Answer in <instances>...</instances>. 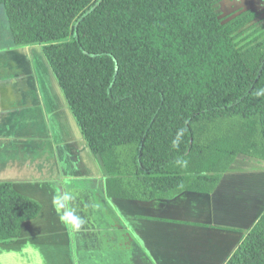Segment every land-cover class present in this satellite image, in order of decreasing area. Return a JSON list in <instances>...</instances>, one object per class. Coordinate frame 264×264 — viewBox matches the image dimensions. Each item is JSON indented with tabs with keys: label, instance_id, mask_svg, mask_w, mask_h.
<instances>
[{
	"label": "trees",
	"instance_id": "16d2710c",
	"mask_svg": "<svg viewBox=\"0 0 264 264\" xmlns=\"http://www.w3.org/2000/svg\"><path fill=\"white\" fill-rule=\"evenodd\" d=\"M223 0H0L13 45L38 46L105 177L137 200L211 192L264 161V25ZM40 203L0 181V242ZM223 264H264V210Z\"/></svg>",
	"mask_w": 264,
	"mask_h": 264
},
{
	"label": "crops",
	"instance_id": "0c3cea01",
	"mask_svg": "<svg viewBox=\"0 0 264 264\" xmlns=\"http://www.w3.org/2000/svg\"><path fill=\"white\" fill-rule=\"evenodd\" d=\"M28 48L13 52L29 59ZM21 61L14 76H0V181L40 210L0 242V264H223L264 210V165L233 163L209 193L108 197L41 50L29 74ZM6 109L17 110L15 120Z\"/></svg>",
	"mask_w": 264,
	"mask_h": 264
},
{
	"label": "rangeland",
	"instance_id": "374dc122",
	"mask_svg": "<svg viewBox=\"0 0 264 264\" xmlns=\"http://www.w3.org/2000/svg\"><path fill=\"white\" fill-rule=\"evenodd\" d=\"M242 9H252L258 13L256 23L248 31H246V33L242 34V36L249 33L253 29H258L260 26L264 25V0H223L220 5V10L223 15L231 14ZM29 47H31L27 49V52L29 51V54H31L30 50H33V52L36 53L40 49L38 46H33V45ZM17 48L18 47L13 45L9 30L8 19L3 6L0 4V76L1 77L8 78L14 76L15 74L14 63L20 61L19 58H22V56L17 57V54L13 52V50H16ZM4 112H5L4 114L12 118V120H15L18 115L17 110L14 112L10 109H6ZM13 134L16 136L15 132H13L12 135ZM15 136H11V138L14 139ZM40 136L41 135L37 134V138H40ZM262 163H264V161H259L257 159L245 157L242 155L238 156L236 161L234 162L236 167H249V168L264 165Z\"/></svg>",
	"mask_w": 264,
	"mask_h": 264
},
{
	"label": "flooded vegetation",
	"instance_id": "af4514ba",
	"mask_svg": "<svg viewBox=\"0 0 264 264\" xmlns=\"http://www.w3.org/2000/svg\"><path fill=\"white\" fill-rule=\"evenodd\" d=\"M28 53H29V51H28ZM30 58L28 59V58H25V56H24V58L22 57V58H20V61L21 62H23L22 64H23V67H24V69L25 70H23V71H26L27 72V74H29V64H30V62H33V50H30ZM25 72V73H26ZM26 76H29V75H26Z\"/></svg>",
	"mask_w": 264,
	"mask_h": 264
}]
</instances>
